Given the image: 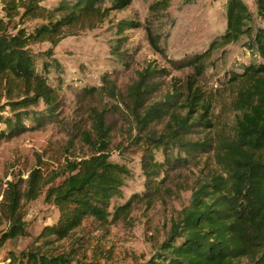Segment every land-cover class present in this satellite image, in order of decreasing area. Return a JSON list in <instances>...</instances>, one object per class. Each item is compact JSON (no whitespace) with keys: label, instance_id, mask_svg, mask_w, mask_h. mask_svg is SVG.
I'll return each instance as SVG.
<instances>
[{"label":"rangeland","instance_id":"374dc122","mask_svg":"<svg viewBox=\"0 0 264 264\" xmlns=\"http://www.w3.org/2000/svg\"><path fill=\"white\" fill-rule=\"evenodd\" d=\"M61 1L70 0H41L40 4L54 9ZM155 1L132 0L129 7L112 11L105 19L89 18L64 28L55 43L42 41L28 47L38 66L55 65L53 61L59 65L57 70L50 68L48 75L50 84L60 87L59 106L54 117L35 126L25 121L29 130L0 142V200L8 182L23 192L31 174L41 179L38 196L19 204L25 232L0 246V264H15L11 258L37 248L72 250L78 258L97 264H142L166 240L200 178L216 169L214 152L201 151L192 152L187 165L173 163L163 168L156 179L145 175L142 167L147 152L136 117L154 104L166 102L167 95L177 93L182 104L187 90L196 89L211 103L215 128L196 126L184 138L193 142L217 139L220 128L229 125L233 116V94L224 84L226 76L253 57L243 46L245 40L214 47L225 31L228 0H171L165 11L154 12L151 5ZM242 2L253 15L251 25L264 26L256 16L255 1ZM121 21L137 26L120 34L116 25ZM41 23L27 19L23 27L32 31ZM208 53L203 74L187 66L192 57ZM147 69L154 73L146 88H141V103L135 108L130 91ZM43 108L40 104L32 109L42 112ZM168 121L153 122L147 132L160 136ZM98 149L104 150L110 161L128 168L122 197L113 200L111 207L131 202L129 209L121 215L110 209L106 222L87 219L68 238L50 237L44 244V229L58 219L57 207L45 201L47 188L63 180L71 163L96 154ZM150 155L157 163L164 160L160 151ZM6 227L2 221L0 232Z\"/></svg>","mask_w":264,"mask_h":264},{"label":"trees","instance_id":"16d2710c","mask_svg":"<svg viewBox=\"0 0 264 264\" xmlns=\"http://www.w3.org/2000/svg\"><path fill=\"white\" fill-rule=\"evenodd\" d=\"M170 1H155L151 11H165ZM254 1L256 16L264 23V0ZM131 2L70 0L46 9L41 0H0V142L29 130L25 121L35 126L54 117L59 106L60 87L52 86L48 79L50 68L57 70L59 65L53 61L55 65L51 62L38 66L28 47L42 41L55 43L64 28L89 18L105 19ZM27 19L42 23L27 31L23 27ZM225 19V31L214 47L245 40L243 46L253 61L226 76L224 84L233 94V116L229 125L220 128L217 139L193 142L184 138L196 126L215 128L211 103L196 89L187 90L182 104L177 93L167 95L166 102L156 103L136 117L137 128L144 134L143 150L147 152L142 167L145 175L156 179L163 168L173 163L187 165L192 152L213 151L216 164V169L205 173L192 190L188 205L172 223L166 240L142 264H264V26L251 25L253 15L242 0L227 1ZM136 26L128 21L116 25L120 34ZM209 55L194 56L187 66L203 74ZM153 73L154 70L142 71L139 82L131 88L135 108L141 103V88ZM40 104L44 106L42 112L32 109ZM5 110L9 116L4 115ZM164 118L169 120L165 133L155 137L147 132L150 124ZM103 151L98 149L96 154L71 163L63 180L47 188L45 201L57 207L58 219L44 229V244L49 242L46 238H68L87 219L106 222L110 209L117 215L129 209L131 202L118 207H111V203L122 197L130 172L125 165L110 161ZM158 151L164 159L162 163L150 155ZM40 181L36 173L31 174L23 192L15 183H7L0 200V226L2 221L7 223L0 232V246L24 234L19 204L38 196ZM11 262L97 264L78 258L72 250L51 252L38 248L19 253Z\"/></svg>","mask_w":264,"mask_h":264}]
</instances>
